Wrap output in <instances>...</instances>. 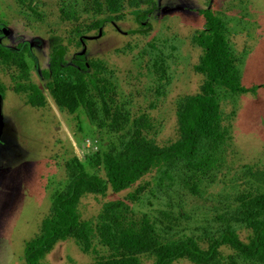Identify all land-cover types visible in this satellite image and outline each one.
I'll list each match as a JSON object with an SVG mask.
<instances>
[{
  "label": "rangeland",
  "instance_id": "1",
  "mask_svg": "<svg viewBox=\"0 0 264 264\" xmlns=\"http://www.w3.org/2000/svg\"><path fill=\"white\" fill-rule=\"evenodd\" d=\"M87 3L0 0V45L30 49L28 74L48 100L43 108L26 104V96L12 89L15 70H8L0 58V264H25L27 247L52 216L57 195L82 170L106 178L105 155L127 139L139 117L150 118L146 131L159 145L179 140V110L202 92L207 80L198 70L204 50L196 40L207 26V9L224 21L241 83L259 88L252 94L218 86L220 131L225 136L219 160L208 171L179 162L151 174L146 177L150 184L132 203L170 240L191 237L207 248V236H218L216 231L235 224L245 236L239 211L250 197L264 192V0H140L124 15L100 16ZM143 11L148 13L145 20L138 16ZM71 14L80 22L67 16ZM98 19L100 28L85 27L80 36H72L79 24L93 20L96 25ZM59 46L67 48L69 62L82 55L103 63L102 74L113 83L127 117L123 131L115 132L105 120L91 122L82 108L70 113L56 103L41 73L50 68ZM128 192L117 193L109 186L105 196L86 195L81 203L84 217L93 218L106 202L123 199ZM108 253L98 238L89 250L67 239L46 261L93 264ZM230 256L238 264H256L228 245L220 248L218 262L230 263Z\"/></svg>",
  "mask_w": 264,
  "mask_h": 264
},
{
  "label": "trees",
  "instance_id": "2",
  "mask_svg": "<svg viewBox=\"0 0 264 264\" xmlns=\"http://www.w3.org/2000/svg\"><path fill=\"white\" fill-rule=\"evenodd\" d=\"M139 1L94 0L91 3L89 0L86 7L98 16L121 11L124 15L128 6L136 7ZM203 12L207 26L196 40L204 50L198 70L207 75V80L202 92L187 99L179 110V140L170 145H159L151 132L146 131L148 127L150 129V118L139 117L127 139L112 145L105 155L106 178L82 170L67 189L57 195L52 216L44 222L41 235L27 247L25 264H49L47 256L61 241L74 239L89 250L97 238L109 253L93 264H227L218 262L220 248L224 245L234 248L246 260L264 264V192L250 197L244 210L239 211L248 231L245 236L236 224L230 225L216 231L218 236H207V248L191 237L177 240L163 237L148 214H140L133 208V203L150 184L146 181L149 175L179 162L208 171L219 160L225 136L220 131L222 113L217 100L218 86L252 94L259 88L241 83L235 56L224 35V21L209 9ZM147 14L143 11L138 16L145 20ZM67 16L80 22L77 15ZM92 23L93 20L79 24L72 36L76 33L80 36L85 27L92 30L102 25L100 19L96 25ZM66 52L65 46L56 47L50 68L41 73L56 103L70 113L82 108L91 122L105 120L115 132L123 131L127 117L113 83L102 74L103 63L86 61L82 55L80 60L69 62L65 58ZM0 58L8 70H15L11 75L13 91L26 96V104L34 108L45 107L48 100L43 89L28 74L32 67L30 49L26 46L24 50L16 51L0 45ZM109 186L117 193L129 192L123 199L106 202L93 218H85L81 210L82 199L89 194L105 196ZM229 259L228 264H238L233 256Z\"/></svg>",
  "mask_w": 264,
  "mask_h": 264
}]
</instances>
